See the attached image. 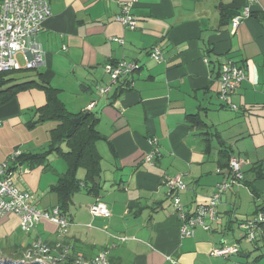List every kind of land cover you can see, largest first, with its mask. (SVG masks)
<instances>
[{
  "label": "crops",
  "instance_id": "0c3cea01",
  "mask_svg": "<svg viewBox=\"0 0 264 264\" xmlns=\"http://www.w3.org/2000/svg\"><path fill=\"white\" fill-rule=\"evenodd\" d=\"M46 1L51 13L39 33L42 63L4 75L5 84L42 82L56 89L67 112H91L102 136L95 142L101 169L71 196L64 233L48 220L23 232L16 214L0 216V257L17 260L41 240L56 260L63 256L61 264L104 250L115 264H264V229L248 241L239 228L264 210V0L250 4V15L235 28L231 21L247 0ZM124 3L135 29L116 20ZM155 46L160 61L150 56ZM225 58L245 65L247 78L230 96L237 109L218 97ZM18 60L24 63V56ZM116 63L134 67L99 94L96 88L109 81L105 66ZM116 85L125 89L112 98ZM73 87L78 96H66ZM46 102L45 90L31 86L0 104V164L8 163L12 182L31 192L40 210L59 205L52 187L67 168L54 143L45 153L50 134L42 142L31 134L46 122H35ZM189 114L205 125L188 121ZM50 122L47 133L55 125ZM15 150L41 156L12 161ZM227 152L240 158L243 179L221 193L215 219H204L208 229L196 226L192 236H182L167 178L183 181L176 193L192 213L227 178ZM85 175V168L77 169L80 180ZM96 183L100 190L88 193L86 185ZM97 199L109 207V217L89 213ZM231 243L238 244L236 254H210Z\"/></svg>",
  "mask_w": 264,
  "mask_h": 264
},
{
  "label": "built area",
  "instance_id": "2783aa9c",
  "mask_svg": "<svg viewBox=\"0 0 264 264\" xmlns=\"http://www.w3.org/2000/svg\"><path fill=\"white\" fill-rule=\"evenodd\" d=\"M256 2L258 0H247L243 11L232 19V28H235L243 17L250 15V4ZM129 5L130 3L123 4L122 11L116 15V20L132 30L137 27V21L129 12ZM50 13L46 0H0V72L32 69L42 63L43 51L39 43V33ZM18 54L24 56L22 65L18 60ZM150 56L156 61H160L162 59L160 48L153 47ZM133 67L128 63L107 64L104 70L110 76L109 81L106 86L97 87L98 93L106 94L109 86L115 84L123 74L131 73ZM218 78L220 101L231 109H237L236 105L230 102V96L237 86L247 78L245 65L225 58L220 62ZM19 155L20 152L15 150L9 159L13 161ZM152 157L153 155L149 154L145 160L151 163ZM242 179L243 171L240 158L230 157L227 178L217 183L212 194L205 201L199 202L194 212L190 213L176 193L184 189L185 184L178 176L167 178L166 184L169 187L181 235L192 236L196 226L208 229L209 226L204 223V219H215L216 206L221 193L227 191L231 184L239 183ZM88 211L93 217L106 218L111 215L109 207L99 199L88 206ZM9 213L19 217L20 229L23 232L30 231L41 220L55 223L61 233L66 232L70 224L67 215L62 212L59 206H54L50 210L38 209L35 206L32 193L21 189L12 182L8 163L4 162L0 164V216ZM239 228L248 241H254L258 232L264 229V210L257 211L251 219L239 222ZM238 251V244L231 243L213 248L210 254L228 257ZM35 259L46 264H61L60 260L63 259V256L58 257L59 262H57L56 256L51 254V248L43 241L35 240L24 250L17 261L27 263ZM74 264L115 263L109 260L107 252L104 250L90 259L76 258Z\"/></svg>",
  "mask_w": 264,
  "mask_h": 264
},
{
  "label": "trees",
  "instance_id": "16d2710c",
  "mask_svg": "<svg viewBox=\"0 0 264 264\" xmlns=\"http://www.w3.org/2000/svg\"><path fill=\"white\" fill-rule=\"evenodd\" d=\"M11 72L14 71L0 72V104L12 97L17 91L28 89L31 86L44 89L47 94V102L44 106L38 108L40 114L35 122H55L54 127L49 131L51 140L50 144H48L49 149L45 153H48L49 150H51L50 147H52L54 143L55 149L59 151L66 161L67 168L63 174L64 177L59 178L52 187V190H54L59 196V208L66 214L71 201V196L79 189L80 181L85 184L87 181L94 182L93 178L100 173V156L95 148V142L102 138L99 131L96 129L98 119L95 118L91 112L88 113L86 117L84 116L85 112L77 114L67 112L63 104L58 101V98L55 96L56 89H53L42 82L30 80L6 85L5 81L8 80H5L3 76ZM104 73L108 78L110 77L105 71ZM123 89H125L123 86L120 85L119 87L116 85L113 94L114 96L112 98H116L117 93L121 92ZM72 117H80L81 120L78 124H73L71 122ZM186 119L190 122L194 121L197 124L205 125L196 114L186 115ZM61 143L65 144L67 147L66 150L60 148L59 144ZM33 155L41 156L40 154L28 155L21 153L16 160L22 162L28 158L33 159ZM226 156L228 161L230 159V154L227 152ZM80 167L85 168L86 170V175L82 180L76 176V171ZM86 187L88 193H96L100 190V185L97 183L93 184V186L86 185Z\"/></svg>",
  "mask_w": 264,
  "mask_h": 264
},
{
  "label": "rangeland",
  "instance_id": "374dc122",
  "mask_svg": "<svg viewBox=\"0 0 264 264\" xmlns=\"http://www.w3.org/2000/svg\"><path fill=\"white\" fill-rule=\"evenodd\" d=\"M23 63L21 62V65ZM97 90V88H96ZM80 89H78L77 87H73L71 90H69L68 94L66 96H73V97H77L78 94L80 93ZM69 109L75 110L73 108V105H70ZM75 107V105H74ZM65 108H67L65 106ZM52 126V122L50 121H46L41 127H36L35 129H32L33 131L31 132L32 137L35 138L38 142H42L45 141L46 139H48V134H50L49 132L47 133V130ZM65 145V144H64ZM63 163V161H61ZM64 164V163H63ZM58 227V226H57ZM0 259H3L2 257H0Z\"/></svg>",
  "mask_w": 264,
  "mask_h": 264
},
{
  "label": "water",
  "instance_id": "95a60500",
  "mask_svg": "<svg viewBox=\"0 0 264 264\" xmlns=\"http://www.w3.org/2000/svg\"><path fill=\"white\" fill-rule=\"evenodd\" d=\"M88 115V112H86L84 114V116L86 117ZM81 118L80 117H73L71 119V122L73 124H78L80 122ZM0 264H46L44 262H39L37 261L36 259L32 262H27V263H24L22 261H17V260H12V259H9V258H3V259H0Z\"/></svg>",
  "mask_w": 264,
  "mask_h": 264
}]
</instances>
